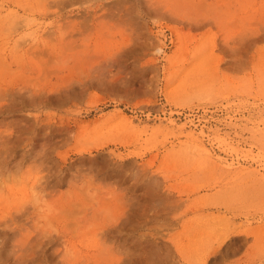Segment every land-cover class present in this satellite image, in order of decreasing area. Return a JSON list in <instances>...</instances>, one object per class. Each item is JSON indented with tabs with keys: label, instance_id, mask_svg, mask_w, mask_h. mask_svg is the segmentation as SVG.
<instances>
[{
	"label": "rangeland",
	"instance_id": "374dc122",
	"mask_svg": "<svg viewBox=\"0 0 264 264\" xmlns=\"http://www.w3.org/2000/svg\"><path fill=\"white\" fill-rule=\"evenodd\" d=\"M0 264H264V0H0Z\"/></svg>",
	"mask_w": 264,
	"mask_h": 264
}]
</instances>
